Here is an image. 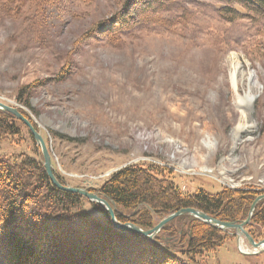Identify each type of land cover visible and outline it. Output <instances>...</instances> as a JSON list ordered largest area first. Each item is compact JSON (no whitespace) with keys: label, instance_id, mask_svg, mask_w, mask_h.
I'll return each instance as SVG.
<instances>
[{"label":"rangeland","instance_id":"rangeland-1","mask_svg":"<svg viewBox=\"0 0 264 264\" xmlns=\"http://www.w3.org/2000/svg\"><path fill=\"white\" fill-rule=\"evenodd\" d=\"M123 3L0 0V102L28 114L56 175L71 187L101 196L118 171L156 166L186 195L258 193L236 223L245 222L264 197V20L228 22L215 0H163L164 11L144 14L127 33L95 35ZM233 55L243 74L236 88ZM17 128L0 142V159L44 162L26 126ZM82 209L106 223L88 202ZM115 210L128 219L137 212ZM170 214H152L154 224ZM217 230L221 245L193 256L179 247L175 257L264 264V251Z\"/></svg>","mask_w":264,"mask_h":264},{"label":"trees","instance_id":"trees-1","mask_svg":"<svg viewBox=\"0 0 264 264\" xmlns=\"http://www.w3.org/2000/svg\"><path fill=\"white\" fill-rule=\"evenodd\" d=\"M215 1L223 3L218 14L228 22L264 20V0ZM162 2L124 0L120 11L101 23L95 35L108 39L127 33L144 19V14L164 11ZM20 111L31 121L26 112ZM17 123L22 122L0 111V142L20 134ZM166 171L156 166H128L106 181L100 194L119 210H137L129 219L119 212L116 216L121 223L132 222L144 230L156 226L152 214L162 216L187 208L221 221L237 222L248 216L251 203L259 195L248 193L238 198L229 191L186 195L177 184L165 179ZM84 201L103 213L105 224L82 209ZM252 224L247 227L248 233L261 242L264 201L258 204ZM221 243L220 231L190 216L173 220L153 240L118 230L103 208L56 188L41 159H0V264H184L174 255L177 248L185 247L182 254L193 256Z\"/></svg>","mask_w":264,"mask_h":264},{"label":"water","instance_id":"water-1","mask_svg":"<svg viewBox=\"0 0 264 264\" xmlns=\"http://www.w3.org/2000/svg\"><path fill=\"white\" fill-rule=\"evenodd\" d=\"M0 111L12 115L18 121H21L29 129L37 147L41 150L44 159V167L51 183L63 192L83 196L88 199V201L92 204L103 208L104 211L109 215L111 222L116 229L122 231H131L140 234L149 240H153L169 222L173 221L176 218L189 215L223 232L233 230L237 236L238 241H240L241 239H245L251 247L257 250L258 253L264 251V240L261 242H256L245 229V226L250 222L252 218L256 203L264 197H260L253 204L248 219L243 223L221 221L209 216L208 214L200 210L187 208L170 214L169 216L165 217L162 221H160L157 226L149 230H144L141 227L131 223L122 224L117 219L115 205L111 204L107 199L100 196L99 193L90 191V189L71 187L58 178L53 168L51 155L41 133L34 127L31 121L21 113L18 108L11 107L0 102Z\"/></svg>","mask_w":264,"mask_h":264},{"label":"bare ground","instance_id":"bare-ground-1","mask_svg":"<svg viewBox=\"0 0 264 264\" xmlns=\"http://www.w3.org/2000/svg\"><path fill=\"white\" fill-rule=\"evenodd\" d=\"M233 60H234V71L232 72V81H233V85L236 88L238 85V82L241 78V75L243 76V74L239 71V67H238V57L237 55H233ZM243 78V77H242ZM242 81V80H241ZM247 83L249 82V86H250V92L251 89L254 87V82H253V75L248 74L247 75V79H246ZM237 90V89H236ZM238 94V93H237ZM241 96V95H240ZM242 97V96H241ZM237 98V97H236ZM247 100V99H246ZM239 102H242V100H240Z\"/></svg>","mask_w":264,"mask_h":264}]
</instances>
